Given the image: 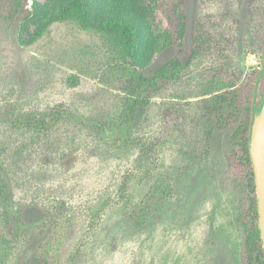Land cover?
Returning a JSON list of instances; mask_svg holds the SVG:
<instances>
[{
    "label": "trees",
    "instance_id": "obj_1",
    "mask_svg": "<svg viewBox=\"0 0 264 264\" xmlns=\"http://www.w3.org/2000/svg\"><path fill=\"white\" fill-rule=\"evenodd\" d=\"M29 2L0 0L1 15L19 44L37 42L56 23H74L101 37L117 73L105 81L115 91L104 86L112 101L104 108L80 112L57 102L0 121V264H71L75 250L97 234L117 202L127 205L135 227L142 228L153 205L167 202L176 192L177 181L164 170V150L171 151L174 166L190 167L210 154L217 133L228 143V166L219 183L233 193L228 222L241 233L242 264H264L250 152L254 115L264 101V69L243 79L240 49L245 31L252 29V49L264 57V0H227L216 10L197 14L191 36L192 0H155L165 25L160 32L131 1L119 8L114 4L124 0ZM30 23L36 28L26 42ZM154 106L163 123L156 130L150 129ZM7 120L11 123L2 130ZM11 130L19 131L17 139L5 135ZM103 146L104 156L124 152L132 160L114 195L91 204L72 196L46 203L17 198L8 163L23 170L36 159H59L72 168L86 155L104 154ZM143 183L148 189L137 201L134 185ZM78 231L80 243L74 249L64 247L67 233Z\"/></svg>",
    "mask_w": 264,
    "mask_h": 264
},
{
    "label": "rangeland",
    "instance_id": "obj_2",
    "mask_svg": "<svg viewBox=\"0 0 264 264\" xmlns=\"http://www.w3.org/2000/svg\"><path fill=\"white\" fill-rule=\"evenodd\" d=\"M41 1L54 5L57 0ZM130 1L141 8L157 32L164 29L155 0H124L123 4L114 6L125 7ZM226 2L192 0L189 35L197 14H207ZM3 7L0 3L1 123L35 109L46 110L57 102H66L80 112L96 111L112 104L110 93L115 90L107 87L105 81L113 80L117 72L109 65L110 55L99 35L84 31L74 23H56L37 42L21 45L1 15ZM35 28L34 23L27 25L23 36L26 42ZM254 33L252 29L245 31L240 45L245 65L243 79L250 71L264 69L262 52L252 49ZM77 75L80 78L76 80ZM157 112L158 107L154 106L150 129L163 125ZM154 115L157 117L153 118ZM10 123L7 120L2 130ZM17 134L19 131L11 130L5 135L15 140ZM26 137L30 141L31 137ZM227 148L228 143L217 133L205 160L196 159L192 166L185 168L174 166L171 151L164 150V170L177 181L174 195L167 202L158 201L153 205L142 228L135 227L124 202L114 203L97 234L79 252L75 250L71 264H242V236L228 222L227 211L233 193L219 183L228 166ZM102 151L101 156L91 153L78 159L72 168L59 159L48 162L36 159L32 167L23 170L8 163L17 198L46 203L56 202L58 198L54 200V197L72 196L91 204L104 195H114L132 160L124 152L119 157L104 156L106 146ZM147 189L146 183L134 185V199L144 198ZM81 233H67L64 247L74 249L80 243Z\"/></svg>",
    "mask_w": 264,
    "mask_h": 264
},
{
    "label": "water",
    "instance_id": "obj_3",
    "mask_svg": "<svg viewBox=\"0 0 264 264\" xmlns=\"http://www.w3.org/2000/svg\"><path fill=\"white\" fill-rule=\"evenodd\" d=\"M250 152L255 171L259 227L264 247V101L254 115L250 137Z\"/></svg>",
    "mask_w": 264,
    "mask_h": 264
}]
</instances>
